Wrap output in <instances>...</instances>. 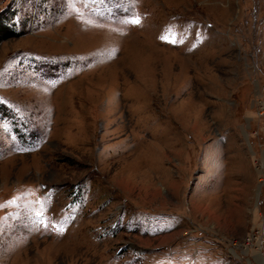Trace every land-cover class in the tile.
<instances>
[{
    "label": "rangeland",
    "instance_id": "1",
    "mask_svg": "<svg viewBox=\"0 0 264 264\" xmlns=\"http://www.w3.org/2000/svg\"><path fill=\"white\" fill-rule=\"evenodd\" d=\"M0 18V264H264V0Z\"/></svg>",
    "mask_w": 264,
    "mask_h": 264
},
{
    "label": "trees",
    "instance_id": "2",
    "mask_svg": "<svg viewBox=\"0 0 264 264\" xmlns=\"http://www.w3.org/2000/svg\"><path fill=\"white\" fill-rule=\"evenodd\" d=\"M18 36V32L6 25L5 19L0 18V43Z\"/></svg>",
    "mask_w": 264,
    "mask_h": 264
},
{
    "label": "built area",
    "instance_id": "3",
    "mask_svg": "<svg viewBox=\"0 0 264 264\" xmlns=\"http://www.w3.org/2000/svg\"><path fill=\"white\" fill-rule=\"evenodd\" d=\"M262 110L264 111V103H263V108H261V110H259L261 115H264V112H262Z\"/></svg>",
    "mask_w": 264,
    "mask_h": 264
},
{
    "label": "snow or ice",
    "instance_id": "4",
    "mask_svg": "<svg viewBox=\"0 0 264 264\" xmlns=\"http://www.w3.org/2000/svg\"><path fill=\"white\" fill-rule=\"evenodd\" d=\"M137 23H138V21H136ZM162 38H164V37H162ZM174 42V41H173Z\"/></svg>",
    "mask_w": 264,
    "mask_h": 264
}]
</instances>
